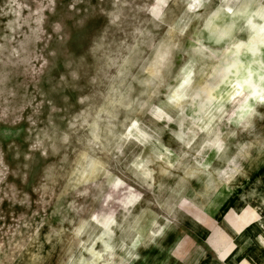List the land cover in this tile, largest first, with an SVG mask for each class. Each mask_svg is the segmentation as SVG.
Listing matches in <instances>:
<instances>
[{"label": "clouds", "instance_id": "1", "mask_svg": "<svg viewBox=\"0 0 264 264\" xmlns=\"http://www.w3.org/2000/svg\"><path fill=\"white\" fill-rule=\"evenodd\" d=\"M36 3L28 17L21 16L28 5L15 4L17 19L8 27L15 32L30 21L36 27L29 24L31 36L10 48L11 57L44 33V12L53 0ZM129 12L136 23L126 29ZM105 14L110 28L88 48L96 69L85 75L95 90L77 95L84 107L65 117L64 127L49 120L32 145L61 158L73 194L66 204L70 215L50 228L61 264H133L145 239L163 235L172 222L187 182L199 175L211 181L213 154L226 160L217 173L226 177L257 145L264 149L258 137L238 140L255 133L257 117L264 119V0H113ZM15 39L4 37L8 45ZM81 67L82 59L69 60L53 91H81ZM16 95L9 90L4 105L9 108ZM62 99L70 101L66 94ZM49 103L54 115L59 109ZM232 147L238 151L228 158ZM158 176L175 183L162 202L150 203L154 190L163 188Z\"/></svg>", "mask_w": 264, "mask_h": 264}, {"label": "rangeland", "instance_id": "2", "mask_svg": "<svg viewBox=\"0 0 264 264\" xmlns=\"http://www.w3.org/2000/svg\"><path fill=\"white\" fill-rule=\"evenodd\" d=\"M16 3L28 5L21 10L22 17L38 6L36 0H0V44L8 49L0 51V264H61L62 249L50 228L55 229L61 217L70 215L66 204L73 194L61 172V158L50 151L45 156L32 145L49 120L64 127L65 117L84 107L76 104L77 95L95 90L85 75L96 69L88 48L94 37L110 28L105 13L112 10L113 0H53L44 12L41 39L28 42L20 57H11L10 48L18 47L25 35L31 36L29 24L36 27L31 21L15 32L8 27L17 19ZM134 16L129 12L126 29L136 23ZM145 18L144 14L138 17ZM56 23L61 26L59 32L54 30ZM12 36L16 39L8 45L4 37ZM81 59V91H53L59 74L67 71L66 63ZM9 90L17 95L8 108L3 96ZM65 94L70 101L62 99ZM50 101L59 109L54 115ZM27 102L31 106L25 107ZM255 125V133L242 134L239 142L257 137L264 142V119L257 117ZM165 142L176 147L167 136ZM231 143L235 145L237 140ZM237 151L232 147L228 158ZM213 157L211 181L207 175H199L187 182L186 200L169 217L172 222L163 235L145 239L138 249L140 259L133 264H230L224 259L227 255L251 260L247 256L255 252L247 249L255 245L263 246L258 254L264 259V149L257 145L248 157L237 161L240 169L226 177L217 174L227 167L226 160ZM157 179L163 188L154 190L150 203L157 198L162 202L175 183L165 176Z\"/></svg>", "mask_w": 264, "mask_h": 264}, {"label": "crops", "instance_id": "3", "mask_svg": "<svg viewBox=\"0 0 264 264\" xmlns=\"http://www.w3.org/2000/svg\"><path fill=\"white\" fill-rule=\"evenodd\" d=\"M260 247H263V246H260V245H255V247L252 249V247H250L249 249H247L248 250V252L249 251H252V253H253V251L255 252V254L254 255H248L247 257H249L251 260H248L247 261V258H245L244 260H239L238 258L236 259L235 257H233L232 259H231V257H230V255H227L226 256V258H224L225 259V261H229L230 262V264H239L240 262H245V261H247L248 262V264H264V259H263V257H261L258 253L260 252ZM214 251L216 252V250L214 249ZM232 251H234V250H232ZM261 251H264V249L263 250H261Z\"/></svg>", "mask_w": 264, "mask_h": 264}]
</instances>
